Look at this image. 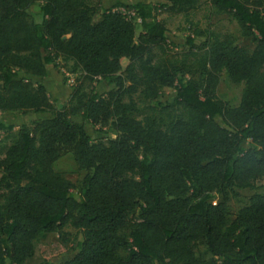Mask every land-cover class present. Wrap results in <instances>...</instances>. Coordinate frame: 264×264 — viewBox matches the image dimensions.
I'll return each instance as SVG.
<instances>
[{
  "label": "trees",
  "instance_id": "1",
  "mask_svg": "<svg viewBox=\"0 0 264 264\" xmlns=\"http://www.w3.org/2000/svg\"><path fill=\"white\" fill-rule=\"evenodd\" d=\"M34 1L40 22L26 11ZM208 1L231 15L251 52L192 21L203 39L171 49L156 10L189 17L200 0H0V111L50 113L21 125L0 157V264H264V194L233 219L225 202L264 177V0ZM57 58L78 73L61 107L32 79ZM222 71L243 84L236 105L216 94ZM99 79L114 87L99 92ZM164 87L173 102L158 99ZM84 122L115 135L91 137ZM63 150L85 171L78 197L53 169ZM67 225L81 239L60 260L64 247L38 239ZM200 239L207 258L195 254Z\"/></svg>",
  "mask_w": 264,
  "mask_h": 264
},
{
  "label": "rangeland",
  "instance_id": "2",
  "mask_svg": "<svg viewBox=\"0 0 264 264\" xmlns=\"http://www.w3.org/2000/svg\"><path fill=\"white\" fill-rule=\"evenodd\" d=\"M137 1L151 2L156 6L161 3V0H100V8L112 7L116 2L133 3ZM40 1H34L26 9L29 18L34 21L40 22L42 15L40 13ZM113 9H120L122 7H114ZM101 10V9H100ZM99 10V13H100ZM156 17L164 22L166 27V34L173 51H181L188 49L186 43L187 37H193L196 42H199L203 37L194 36L193 27L190 25V21L196 24L202 29L209 28L216 31H228L230 32L235 43L243 47L248 52L254 47V43L249 37H243L239 33L236 22L232 19L231 15L226 12H222L213 7L208 0H200L199 7L192 12L189 17H184L181 14L170 15L163 10H156ZM99 18V14L95 15L94 20ZM136 22V34L139 33V21ZM122 66L127 64V59H121ZM71 62L65 61L61 58H57L51 64L48 65V75L43 80L47 93L50 99L57 107L63 106L75 84L78 76L77 72L71 70ZM200 76L196 75L195 79H199ZM34 82L42 80L39 78H32ZM99 92L106 91L114 87L113 83H107L104 80H97L95 84ZM243 84L233 82L228 75L222 71L219 77V83L216 87V94L224 100L229 106L238 104ZM174 90L169 87H164L158 96L161 102H173ZM50 116L49 112H33V111H0V121L6 125H12L11 131L7 132L0 129V157H2L5 148L12 142V139L19 127L23 124L31 125L36 120H41ZM75 121H79L78 117H73ZM85 129L91 137H103V139L114 137L115 132L109 124L100 126L93 125L89 122L83 123ZM53 169L62 174L65 178L70 180L73 184L72 192L78 197L79 190L82 185V180L85 175V171L77 167L72 153L63 150L60 157L53 163ZM254 193L264 194V177L255 181L252 188L247 189H231L225 198L227 205V217L233 219L239 209L249 202V197ZM223 200L222 196L218 193L214 195L213 202ZM131 231V223L126 224L120 231L119 236L124 240H129V234ZM81 239V234L70 226H65L59 232L48 233L45 237L39 238L38 241L45 245H61L65 250L60 260L69 258L76 251L77 241ZM55 248V246H53ZM59 251V248H57ZM57 251V250H55ZM125 248L118 250L119 255H125ZM196 256L200 258H207L210 256L205 241L200 239L196 243L195 248Z\"/></svg>",
  "mask_w": 264,
  "mask_h": 264
},
{
  "label": "crops",
  "instance_id": "3",
  "mask_svg": "<svg viewBox=\"0 0 264 264\" xmlns=\"http://www.w3.org/2000/svg\"><path fill=\"white\" fill-rule=\"evenodd\" d=\"M122 59H125V58H122ZM47 69H48V66H47ZM45 78H46V77H45ZM45 78H43L42 80H39L38 82H41V83L44 84L43 80H44ZM44 85H45V84H44Z\"/></svg>",
  "mask_w": 264,
  "mask_h": 264
},
{
  "label": "built area",
  "instance_id": "4",
  "mask_svg": "<svg viewBox=\"0 0 264 264\" xmlns=\"http://www.w3.org/2000/svg\"><path fill=\"white\" fill-rule=\"evenodd\" d=\"M133 14V13H132ZM138 21H139V19H138Z\"/></svg>",
  "mask_w": 264,
  "mask_h": 264
}]
</instances>
